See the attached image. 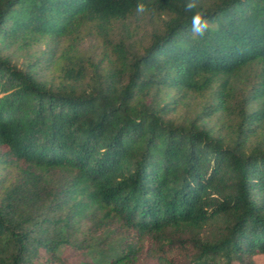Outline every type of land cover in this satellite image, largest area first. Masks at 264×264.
Returning <instances> with one entry per match:
<instances>
[{"label": "trees", "instance_id": "1", "mask_svg": "<svg viewBox=\"0 0 264 264\" xmlns=\"http://www.w3.org/2000/svg\"><path fill=\"white\" fill-rule=\"evenodd\" d=\"M192 2L0 0V264L264 254V0Z\"/></svg>", "mask_w": 264, "mask_h": 264}, {"label": "rangeland", "instance_id": "2", "mask_svg": "<svg viewBox=\"0 0 264 264\" xmlns=\"http://www.w3.org/2000/svg\"><path fill=\"white\" fill-rule=\"evenodd\" d=\"M109 233H107V235H109ZM96 251V255H98L97 253L99 252H105L106 250H98L96 248H94ZM56 255L59 258H66V262L65 264H83L84 262L88 261L90 264H94L92 262V255L91 252H74L72 251L71 248H65V247H59L56 250ZM46 261H49V259H46ZM250 264H264V254L262 255H257L254 256L250 259ZM233 264H238V263H233Z\"/></svg>", "mask_w": 264, "mask_h": 264}, {"label": "clouds", "instance_id": "3", "mask_svg": "<svg viewBox=\"0 0 264 264\" xmlns=\"http://www.w3.org/2000/svg\"><path fill=\"white\" fill-rule=\"evenodd\" d=\"M195 7L194 0L192 3H189L187 5V8L190 10L191 8ZM145 11V5L143 4H138L137 5V12H143ZM203 13L202 12H197L194 17H193V27L192 31L200 36H203L205 30L208 27V23L206 20L203 19Z\"/></svg>", "mask_w": 264, "mask_h": 264}]
</instances>
